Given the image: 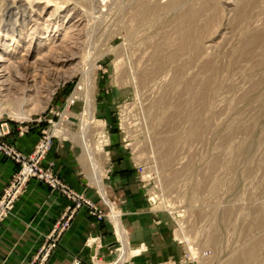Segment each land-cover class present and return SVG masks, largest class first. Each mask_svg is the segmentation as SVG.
<instances>
[{
	"label": "rangeland",
	"instance_id": "obj_1",
	"mask_svg": "<svg viewBox=\"0 0 264 264\" xmlns=\"http://www.w3.org/2000/svg\"><path fill=\"white\" fill-rule=\"evenodd\" d=\"M87 52L88 135L102 192L78 136ZM0 55L13 76L0 89L4 141L16 147L7 140L13 129L38 128V144L55 123L53 141L81 146L97 200L70 187L100 209L104 217L96 221L108 223L117 242L86 264H264V0H0ZM72 94L78 101L67 108ZM116 147L136 172L131 208L142 219L126 220L133 216L110 196ZM0 156L17 172L15 161ZM71 206L36 230L39 248L29 264H46L70 225L73 217L66 229L56 228ZM80 208L88 213L81 206L73 216ZM129 229L146 247L130 243Z\"/></svg>",
	"mask_w": 264,
	"mask_h": 264
},
{
	"label": "crops",
	"instance_id": "obj_2",
	"mask_svg": "<svg viewBox=\"0 0 264 264\" xmlns=\"http://www.w3.org/2000/svg\"><path fill=\"white\" fill-rule=\"evenodd\" d=\"M39 137L40 129L38 128H31L24 132L13 129L7 140L12 142L19 151L28 154L33 150ZM113 141L116 143L117 138L114 137ZM115 150L119 151V159H114L112 162V174L109 181L110 196L117 201L119 209L133 216H128L126 220L142 219L138 211L135 216V210L131 208L134 204L130 199V192L133 188H137L136 172L129 158L120 151V148L116 147ZM48 163H54V171L69 186L85 191L92 199L97 200L94 192L89 189L91 185L86 174L85 163L81 160V146L76 143V140L55 139L43 160V165ZM87 163L94 180L89 160ZM16 168L12 161L0 156V194ZM94 182L96 184V180ZM69 204L70 201L66 198L59 197L39 181L31 179L16 203L14 216L5 219L0 227V264H29L39 248L31 237L36 235L38 228L45 230L49 228ZM24 221H32L30 229L26 228ZM125 225L128 226V223L126 222ZM132 232L133 229H129L130 243L134 247L143 245L146 247L145 239L135 237ZM87 239H95L93 240L95 243L88 244ZM158 245L151 244L152 247ZM116 246L117 242L110 225L105 222L98 223L85 208H80L75 212L69 227L62 234L46 264H74L75 259H79L81 264H86L93 253L105 254V247ZM96 247L99 248L96 249Z\"/></svg>",
	"mask_w": 264,
	"mask_h": 264
},
{
	"label": "built area",
	"instance_id": "obj_3",
	"mask_svg": "<svg viewBox=\"0 0 264 264\" xmlns=\"http://www.w3.org/2000/svg\"><path fill=\"white\" fill-rule=\"evenodd\" d=\"M74 93H76V91ZM77 101L78 98L76 97V95L72 94L67 99L66 107H71ZM81 122L82 121L80 119L79 123ZM52 125V129L46 132L43 131V137L40 139L39 143L36 144L32 153L30 155H25L18 151L17 148L14 147L12 144L4 141L3 137L8 131V129L6 126L0 124V154L15 161L19 165V169L12 175L7 187L4 189V193L0 196V222L6 216L8 211L12 208L17 196L20 194L26 183L31 178L40 181L41 183L49 186L52 189H55L64 197L69 199V201H71L72 206L64 214L63 220L57 224V229H66L69 225L71 218L73 217L74 211L81 206L87 207L88 214L96 220L103 219L104 216L97 206H95L92 202L85 200L82 196L78 195L69 185H67L63 180H61L58 175H55L53 173V163H49L48 165L42 164L44 156L52 146L53 139L55 137H58L55 134V132H57L54 127L55 123H53ZM138 168L141 175H144L147 171L143 165H140ZM145 177L147 178L148 174H145ZM49 249L50 247H44V254L47 255Z\"/></svg>",
	"mask_w": 264,
	"mask_h": 264
},
{
	"label": "bare ground",
	"instance_id": "obj_4",
	"mask_svg": "<svg viewBox=\"0 0 264 264\" xmlns=\"http://www.w3.org/2000/svg\"><path fill=\"white\" fill-rule=\"evenodd\" d=\"M84 9V8H83ZM94 13V12H93ZM99 15V14H98ZM95 17V16H92ZM92 21V20H91ZM190 27V26H189ZM185 27H183L182 29H184ZM187 29V27H186ZM185 29V30H186ZM190 29V28H189ZM194 30V29H193ZM187 31V30H186ZM191 32V31H190ZM189 33V32H188ZM188 39V38H187ZM89 49V48H88ZM90 52V51H89ZM87 52L83 58V65H82V70H83V74L86 75V82L84 84V89H85V102H86V106L87 109L85 110V114H84V118L81 119L82 123L79 129V135L81 138V143H82V147H83V154L87 155V158L89 159V164L91 166V172L93 175L94 180H96V184L98 186V188L100 190H102V182H101V165L98 162V159L96 157V152L95 149L91 146V144L89 143V135H88V129H90V126L92 124V98H91V62H90V53ZM7 60L6 57L0 55V89H4L6 88V86L11 82V78L13 77L11 75V73L6 70V72L4 71L5 69H2L3 63ZM40 66V65H39ZM38 70V69H36ZM35 72V71H34ZM34 75V74H33ZM19 77V76H18ZM36 77V76H35ZM21 79V78H20ZM82 87V86H81ZM93 88V87H92ZM7 89V88H6ZM2 91V90H1ZM3 92V91H2ZM77 92V91H76ZM1 93V92H0ZM4 94V92L2 93ZM78 94V93H77ZM78 97V96H77ZM85 106V105H84ZM83 113V112H82ZM82 115V114H81ZM120 229V226H119ZM121 234V233H120ZM122 239L124 241V237L122 236ZM124 245V244H123ZM125 248V247H124ZM123 248V249H124ZM125 250V249H124ZM124 257L125 256V252H123ZM196 254V253H195ZM123 262V261H122Z\"/></svg>",
	"mask_w": 264,
	"mask_h": 264
}]
</instances>
